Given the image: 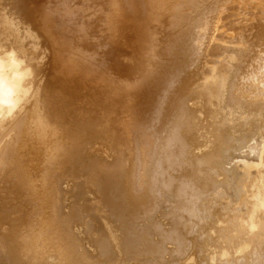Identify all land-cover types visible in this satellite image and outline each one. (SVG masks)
<instances>
[{"label": "bare ground", "instance_id": "6f19581e", "mask_svg": "<svg viewBox=\"0 0 264 264\" xmlns=\"http://www.w3.org/2000/svg\"><path fill=\"white\" fill-rule=\"evenodd\" d=\"M0 264H264V0H0Z\"/></svg>", "mask_w": 264, "mask_h": 264}]
</instances>
